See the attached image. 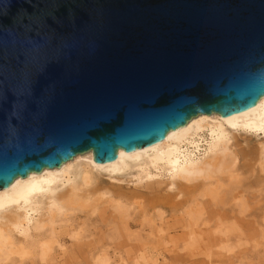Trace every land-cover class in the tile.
<instances>
[{
    "label": "water",
    "instance_id": "water-1",
    "mask_svg": "<svg viewBox=\"0 0 264 264\" xmlns=\"http://www.w3.org/2000/svg\"><path fill=\"white\" fill-rule=\"evenodd\" d=\"M263 97L264 0H0V190Z\"/></svg>",
    "mask_w": 264,
    "mask_h": 264
},
{
    "label": "bare ground",
    "instance_id": "bare-ground-1",
    "mask_svg": "<svg viewBox=\"0 0 264 264\" xmlns=\"http://www.w3.org/2000/svg\"><path fill=\"white\" fill-rule=\"evenodd\" d=\"M253 136L264 137V97L255 108L230 117L200 114L160 143L132 153L120 150L114 162L98 164L90 151L60 168L17 179L0 190V264L37 259L48 264L64 248L62 224L80 213L99 214L112 227L113 243H130L123 264H157L142 244H131L139 242L132 229L148 228L162 237L167 212L182 229V250L189 258L212 264L235 255L231 241L249 239L254 207L247 190L264 186V140L258 156L235 150L240 138L248 143ZM103 175L117 182L126 178L135 188L130 193L114 184L106 188L99 182ZM72 238L81 241L83 230ZM101 248L89 247L92 259L110 264L109 251Z\"/></svg>",
    "mask_w": 264,
    "mask_h": 264
},
{
    "label": "rangeland",
    "instance_id": "rangeland-1",
    "mask_svg": "<svg viewBox=\"0 0 264 264\" xmlns=\"http://www.w3.org/2000/svg\"><path fill=\"white\" fill-rule=\"evenodd\" d=\"M264 137H251L248 143L239 139V146L235 150L239 151L244 148L252 156L259 155L260 142ZM126 177V174L120 175ZM247 176H243L245 179ZM122 182L111 180L107 175L101 176L99 182L103 183L106 188L114 184L116 190L122 193H130L135 186L129 184L124 178ZM115 190V191H116ZM137 190V189H136ZM137 191H142L138 189ZM251 205L254 210L249 213V239L232 240L231 245L235 251V255H229V258L218 257L214 258L212 264H264V186L254 185L247 190ZM222 206L216 207L215 210H220ZM228 208V207H227ZM211 207L209 211L213 210ZM165 220L167 225L165 231L160 237L159 235H151L150 230L145 228L141 231L140 227L132 229V234L139 236V242H131V244H142L151 262L157 264H206L203 259L189 258L186 251L182 250L180 238L182 232L177 227L175 221L171 219V214L166 213ZM232 220L229 222L231 223ZM111 225L100 217L99 214H78L75 219H72L66 224H62L59 229L61 236L64 238V248L59 250L55 257L48 264H96L89 253V247L94 245L102 247V250H108L110 253V264H123L121 255L131 251L130 243L120 244V242H112ZM77 229L83 230V239L77 241L72 236ZM211 236V234H209ZM214 235L212 237H218ZM224 253V252H223ZM19 264V263H11ZM27 264H46L40 260L29 261Z\"/></svg>",
    "mask_w": 264,
    "mask_h": 264
}]
</instances>
